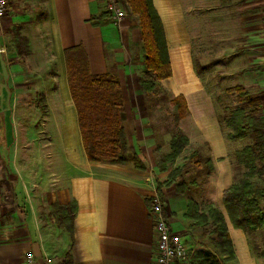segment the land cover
<instances>
[{
	"label": "crops",
	"instance_id": "0c3cea01",
	"mask_svg": "<svg viewBox=\"0 0 264 264\" xmlns=\"http://www.w3.org/2000/svg\"><path fill=\"white\" fill-rule=\"evenodd\" d=\"M151 3L162 25L171 70V76L161 82L172 98L183 97L186 117L207 144L215 173L208 197L206 192L198 199L188 192L181 194L174 184L162 187L163 212L170 231L180 235L187 246L206 249L197 243L195 231L191 232L193 227H201L185 216L187 199L213 203L224 218L235 263L264 264V259L251 254L247 236L233 227L222 201L223 192L233 181L230 143L194 64L197 46L208 42L212 29L203 41L198 31L189 32L198 30L202 19L207 26L206 17L210 20L212 13H229L232 8L233 13L238 9L240 13L260 14L261 22L255 28L264 34V0H196L193 6L188 0ZM91 17L97 19L96 25L89 22ZM13 29L26 39V55L12 48ZM252 29L245 19L243 34L247 36ZM140 43L138 22L128 17L115 25L101 0H8L0 17V135L6 136L13 115V134L20 135L24 149L18 155L0 147V264H23L27 252L39 264L45 259L59 264L65 256L71 264H155L156 234L147 201L156 182L167 180L168 172L153 167L148 171L137 156L142 169L132 163L129 167L128 163L87 159L64 59V50L80 46L90 72L117 76L122 90L133 85L138 64L131 52ZM257 43L260 65L240 71L243 82L231 87L246 89L247 75L256 72L264 84V38ZM176 85L181 89L171 88ZM246 90L258 96L264 117V89ZM71 203L75 208L72 231L68 232L55 223L50 209ZM259 207L264 214L262 200ZM262 231L264 243V224Z\"/></svg>",
	"mask_w": 264,
	"mask_h": 264
},
{
	"label": "trees",
	"instance_id": "16d2710c",
	"mask_svg": "<svg viewBox=\"0 0 264 264\" xmlns=\"http://www.w3.org/2000/svg\"><path fill=\"white\" fill-rule=\"evenodd\" d=\"M132 14L137 16L140 30L142 61L148 72V78H139V88L144 95L150 96L157 91L162 80L171 76L166 46L160 19L151 0H126ZM89 22L96 25L97 19ZM11 46L19 55L28 53L27 41L17 29L12 30ZM67 84L71 99L76 109L83 149L91 162L124 165L128 163L126 132L122 125L124 99L117 76L111 73L92 74L87 57L80 46L64 50ZM234 95L236 107L228 112L224 122L231 131L230 138H240L249 133L252 143L236 151L239 163L247 169L239 178L234 177L231 185L223 192V205L234 228L240 229L248 238L249 234L264 224V214L259 203L264 200V188L251 178L264 176V166L256 169V162H264V117L260 113L258 96L250 95L243 86H234L226 90ZM176 121L186 117L188 111L183 97L172 98ZM187 145V138L175 132L170 139V153L167 157L174 160ZM136 160V156L133 154ZM210 165L209 158L205 160ZM136 169L143 166L138 161L132 162ZM164 170V168H159ZM180 171L174 169L164 183L156 182L154 191L159 197L163 210L162 187L175 185V190L186 194L189 190L184 180L177 181ZM147 205H150L148 199ZM192 199H187L185 216L197 227L208 229L215 253L206 249L194 253L196 264H236L231 241L227 234L224 218L213 203L205 204L203 209ZM74 204L65 207L52 206L50 215L55 223L72 231ZM163 217L164 212H163ZM225 256L222 263L217 254ZM59 264H71L65 256Z\"/></svg>",
	"mask_w": 264,
	"mask_h": 264
},
{
	"label": "rangeland",
	"instance_id": "374dc122",
	"mask_svg": "<svg viewBox=\"0 0 264 264\" xmlns=\"http://www.w3.org/2000/svg\"><path fill=\"white\" fill-rule=\"evenodd\" d=\"M188 2L189 6L190 4L193 6L196 0H188ZM121 3L125 12V19L131 17L138 22L137 16L132 14L127 1L121 0ZM192 8L190 7V9ZM231 10L233 9L230 8L229 13L225 12L220 15L212 13L210 20L207 17L205 20V23L208 22V28L203 24L204 19H202L198 30L191 29L189 32L194 34L198 31L196 33H198L199 39L203 41L205 34L208 30L212 29L207 34L208 42H202L200 46H197V54L194 53V64L197 66L199 82L207 93L214 111L216 107L217 118L223 129V134L225 139L230 143L228 151L232 175L239 178L246 173L247 169L243 164L239 163L235 153L250 145L252 137L249 133L244 134L240 138H230L228 136L231 131L226 127L224 120L228 112L236 107V103L234 102V95L227 93L226 90L238 83L239 80L243 82L244 79L241 77L240 71L260 65L261 51L257 42L264 38V34L260 28H255L261 22L260 14L240 13L238 9L233 13ZM212 11L215 12V6H213ZM245 19L247 24H251L254 28L249 31L250 34H247V36L242 32ZM214 26L215 30L213 29ZM248 38L249 40L245 42ZM245 43L247 44L246 47ZM131 53L132 57L136 58L135 60H137L136 63L138 64L136 76L133 79L132 86L130 85V87L122 89L124 95L122 122L127 135L128 166L130 167L132 162L137 161L133 158L134 154L138 160L144 162L148 171L151 167L158 170L163 167L164 171L168 172L167 178L174 169H178L180 176L177 177V181H185L189 187L188 193L192 198L198 199V196L205 192L207 196V193L212 189L215 176L212 164L208 165L205 161L209 155L207 144L194 131L195 129L188 117H184L178 122L176 121V111L171 100L173 94H171L164 83L160 82L157 91L150 96L143 94L139 88L138 79L148 78V72L142 66L141 43ZM256 73L247 75L245 81L247 85L246 89H264V84L259 82L260 73ZM171 88L181 89L178 85ZM11 123L12 125H10L9 121V127L6 129V133H4L6 136L0 135V147L5 150L14 151L15 153L18 152V155H21V151L24 148L20 135L16 136V134H13V124L15 123L13 115ZM175 132H180L187 138V145L178 153L174 160H171L167 155L171 151V135ZM14 138L16 139L15 145L13 144ZM3 139L9 141L4 142ZM54 147H57V143H54ZM262 166H264V162L255 163L256 169ZM251 180L256 181L260 187L264 188V176L261 178L254 177ZM262 202L264 203V200ZM205 203H207V200H205ZM198 205L200 209L205 207L204 203H198ZM193 228L191 232L195 231L197 243L203 244L206 250H211L215 253L211 242L212 237L209 233L210 228ZM262 232L261 226L250 233L247 238L251 254L255 257L257 256L260 260L264 259V243L262 242V237H260ZM187 250L188 264H196L194 253L199 251L198 246L189 245L187 246ZM216 257L222 263L221 255L217 254Z\"/></svg>",
	"mask_w": 264,
	"mask_h": 264
},
{
	"label": "built area",
	"instance_id": "2783aa9c",
	"mask_svg": "<svg viewBox=\"0 0 264 264\" xmlns=\"http://www.w3.org/2000/svg\"><path fill=\"white\" fill-rule=\"evenodd\" d=\"M104 10L111 15L113 23L120 25L125 18V12L121 0H101ZM8 0H0V17L7 10ZM150 205L148 207L149 217L153 222L156 234L155 241V264H188V250L184 239L170 231L166 219L163 217V210L157 194L152 192L149 196ZM23 264H39L32 253L27 252L23 259ZM41 264H56L53 260L45 259Z\"/></svg>",
	"mask_w": 264,
	"mask_h": 264
}]
</instances>
